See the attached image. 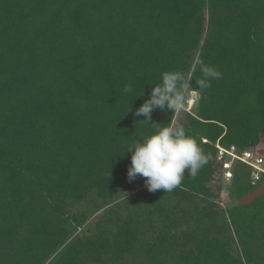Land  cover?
Masks as SVG:
<instances>
[{
    "label": "trees",
    "instance_id": "1",
    "mask_svg": "<svg viewBox=\"0 0 264 264\" xmlns=\"http://www.w3.org/2000/svg\"><path fill=\"white\" fill-rule=\"evenodd\" d=\"M197 61L221 76L193 113L134 116ZM169 121L207 163L149 192L124 151ZM216 145L264 154V0H0V264H264V190L223 208Z\"/></svg>",
    "mask_w": 264,
    "mask_h": 264
},
{
    "label": "clouds",
    "instance_id": "2",
    "mask_svg": "<svg viewBox=\"0 0 264 264\" xmlns=\"http://www.w3.org/2000/svg\"><path fill=\"white\" fill-rule=\"evenodd\" d=\"M196 65L201 73L195 80L197 87L193 88L191 84L195 66L189 72L166 71L162 73L160 82L152 85L148 98L135 109L134 116H142L139 121L153 124L151 114L156 109L171 111L172 115L186 111L203 90L211 87V81L221 76L214 67L202 61H197ZM123 92H133L131 82L125 84ZM155 124L158 127L154 133L134 139L124 151L131 152L127 178L131 182L139 175L146 178L144 183L149 192L163 189L166 193L181 184L185 172L195 177L207 163V158L196 139L188 135L182 125L171 121Z\"/></svg>",
    "mask_w": 264,
    "mask_h": 264
},
{
    "label": "built area",
    "instance_id": "3",
    "mask_svg": "<svg viewBox=\"0 0 264 264\" xmlns=\"http://www.w3.org/2000/svg\"><path fill=\"white\" fill-rule=\"evenodd\" d=\"M218 155L223 159L222 182L229 183L232 180V167L234 164H242L249 170V182L253 186L264 190V154L254 153L250 149L238 150L234 146L228 149L216 145Z\"/></svg>",
    "mask_w": 264,
    "mask_h": 264
},
{
    "label": "rangeland",
    "instance_id": "4",
    "mask_svg": "<svg viewBox=\"0 0 264 264\" xmlns=\"http://www.w3.org/2000/svg\"><path fill=\"white\" fill-rule=\"evenodd\" d=\"M197 101H198V99H194L193 102L188 105L186 111L193 113L194 112V109H195V106L197 104ZM258 153H261V152H258ZM227 190H228L227 183H223L222 184V190H221V206L223 208H229L233 204L248 202V201L252 200L254 197H256L257 195H259L263 191L262 188H258L256 190H254L253 192L247 194L241 201H236V200H230L228 198ZM88 205L89 204H82L81 206H77L76 208H78V209L79 208L80 209L82 208V209L87 210L88 209ZM91 218L92 217H90V219L88 220V222L83 227H80L79 229H77L76 230V233H82L83 230H84V228L86 226H88V224L90 223Z\"/></svg>",
    "mask_w": 264,
    "mask_h": 264
}]
</instances>
